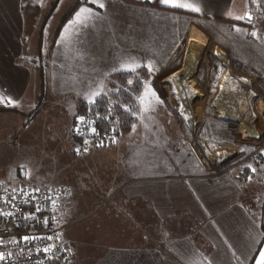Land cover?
<instances>
[{
	"label": "crops",
	"instance_id": "crops-1",
	"mask_svg": "<svg viewBox=\"0 0 264 264\" xmlns=\"http://www.w3.org/2000/svg\"><path fill=\"white\" fill-rule=\"evenodd\" d=\"M188 2L201 10L171 8L160 0L79 4L52 49L66 76L63 90L89 103L93 92L105 93L112 75L128 72L121 67L131 66L149 77L138 98L140 112L145 99L170 112L176 100L198 95L209 99L212 87L214 97L227 84L253 86L256 76L247 73L241 61L250 53L246 47L262 48L258 37L244 32L250 21L235 19L248 13L243 1ZM82 8L91 9V14L81 13ZM28 9L23 0H0V97H10L19 113L36 103L29 94L31 67L41 65L23 55ZM203 51L200 57L197 53ZM259 74L264 84V73ZM146 86L155 97L145 95ZM166 130L155 124L142 128L138 121L131 131L138 135L119 136L113 144L79 159L74 156L86 163L84 171L72 175L85 182L86 210L69 220L73 207L68 200L59 202L61 232L74 230L63 237L69 264H257L264 251V180L241 178L238 167L207 178L197 146L189 141L168 143ZM75 143L73 139L72 153ZM200 148L209 159L248 161L236 157L240 152L231 157L211 142L200 143Z\"/></svg>",
	"mask_w": 264,
	"mask_h": 264
},
{
	"label": "rangeland",
	"instance_id": "rangeland-1",
	"mask_svg": "<svg viewBox=\"0 0 264 264\" xmlns=\"http://www.w3.org/2000/svg\"><path fill=\"white\" fill-rule=\"evenodd\" d=\"M241 1L252 17L250 28L244 32L251 36L252 32H256L257 35L253 37L260 39V42L255 41L262 48H251L249 44L246 48L250 53L241 61L247 68L245 71H253L256 76L253 86L227 84L223 86L220 95L214 97L216 91L212 87L209 99L198 95L193 99L176 100L171 113L152 100H141L137 122L142 128L145 124L167 126L165 141L178 145L190 142L184 124V113L189 109L198 122L201 143L211 142L229 152V155L240 152L236 155L238 159H247L261 148L264 139V84L259 73H264V0H236V3ZM83 3L86 0H23V5L31 6V9L25 11L23 55L41 63L37 68L31 67L29 94L35 95L36 103L22 108L23 113L0 112V182L8 183L10 179L12 181L21 177L42 186L65 187L69 191L63 200H68V204L73 207L69 220L86 210V198L83 196L85 182L72 177L80 169L84 171L86 165L85 161H76L72 153L75 116L81 101L76 95L63 90L66 87L63 85L66 76L62 75L52 49L64 22ZM239 47L242 53L245 48L242 45ZM210 50L197 54L201 57V54H208ZM198 57H191L190 61L194 62ZM111 91L108 87L105 93ZM30 112L32 115L28 117ZM132 132L127 138L138 135ZM147 135L153 138L158 133ZM260 153L264 156V150ZM246 162L251 164V161ZM21 166L29 178L21 175ZM71 231L74 234L72 228L60 232L63 244V237H67ZM65 264H69L68 260Z\"/></svg>",
	"mask_w": 264,
	"mask_h": 264
},
{
	"label": "built area",
	"instance_id": "built-area-1",
	"mask_svg": "<svg viewBox=\"0 0 264 264\" xmlns=\"http://www.w3.org/2000/svg\"><path fill=\"white\" fill-rule=\"evenodd\" d=\"M184 113V124L186 130L190 136V143L197 146L201 155H203L206 161V174L207 178H217L222 177L236 169L242 163L236 162H226L223 160L209 159L203 153L200 148V133L198 129V122L195 120V117L187 109ZM85 117V122L81 123L80 121L75 120V135L77 137V142L73 146V154L75 157L80 158L88 155L96 148H101L110 144H113L117 139V135L114 132L102 133L99 132L97 124L94 118L89 115H81ZM95 127L97 129L98 135H93L90 132V129ZM77 128L80 129V132H77ZM88 140L89 143L85 144L84 141ZM263 145L260 149L256 150L255 153L250 155L246 160L251 158L254 154L260 153L264 150V139H262ZM103 146H99V145ZM79 148L80 154H77L76 149ZM87 149V151H84ZM6 187L8 189L7 193H2L4 195H9L11 198V189L12 188H22L25 191H31L35 187L41 188V194H46L48 189L52 190L53 198L57 199L56 206L53 208L49 203L44 202L41 206L43 211L40 213H35V208L33 205L36 201H33L31 204L22 205L21 200L30 199V197L18 194L16 200L12 204H3L0 203V209L4 211L14 212V216H0V252H3L4 259L0 260V264H65L67 261V248L61 242L60 239V219L58 213L59 202L65 197L66 192L63 188H53L49 186H42L29 181L24 180L21 177L15 178L14 180H9V182H4L0 184V188ZM15 205L13 207L12 205ZM25 213H35L37 219L34 220H24L23 215ZM49 218L47 228L44 227V217ZM37 236V237H47L51 235L52 240L46 238L31 240L25 242L21 239L22 236ZM16 241V242H13ZM50 245H55L51 252L45 253L44 248L49 247ZM9 253L11 255H9Z\"/></svg>",
	"mask_w": 264,
	"mask_h": 264
},
{
	"label": "trees",
	"instance_id": "trees-1",
	"mask_svg": "<svg viewBox=\"0 0 264 264\" xmlns=\"http://www.w3.org/2000/svg\"><path fill=\"white\" fill-rule=\"evenodd\" d=\"M209 61H214L212 56L209 57ZM148 78L145 70L120 72L112 75L109 81V87L112 91L96 98L95 104L80 102L75 119L81 115H89L95 119L99 132H114L117 137L129 134L132 131V125L137 123L138 98ZM128 80H132L133 83L129 85ZM125 108L130 109V111L125 112ZM0 112L17 111L12 105L0 104ZM133 112L135 115L132 114ZM31 115V112L27 114L28 117ZM74 141L77 142L76 135H74ZM248 161H251V164L246 162L238 167L239 177H259L264 180V156L261 153H256ZM249 165L256 171L253 172L252 168L248 167ZM260 227L264 235V201Z\"/></svg>",
	"mask_w": 264,
	"mask_h": 264
},
{
	"label": "snow or ice",
	"instance_id": "snow-or-ice-1",
	"mask_svg": "<svg viewBox=\"0 0 264 264\" xmlns=\"http://www.w3.org/2000/svg\"><path fill=\"white\" fill-rule=\"evenodd\" d=\"M93 3H97V0H93ZM160 3L161 4H164L165 6H168V7H171V8H179V9H185V10H190V11H193V12H199L201 9L199 7H197L194 3H191V2H188V0H160ZM104 3L103 2H99L98 3V7L99 8H104ZM91 9H88V8H82L80 10L81 13H89L91 14ZM77 16L79 17L80 16V13L77 14ZM247 18L249 21L252 19L251 17V14L250 13H245L244 16H238V17H235V19H245ZM237 32H240L241 29L239 28H236L235 29ZM252 35L253 36H256L257 33L256 32H252ZM120 71H128V72H134L135 71V68L134 67H131V66H125V67H121L120 68ZM148 71L151 72L152 71V68L151 67H148ZM129 85H131L133 83L132 80H128L127 82ZM117 91H119V89H116ZM102 93L101 91H95L92 93V98L89 99V103H92V104H95L96 103V98L101 96ZM151 95L153 97L156 96V93L154 91H152L150 88H147L146 86V92H145V95ZM143 99V98H141ZM0 103H4L6 105H13L14 104V101L9 97V98H3V97H0ZM125 112H128L130 111V109L128 108H125L124 109ZM133 115H135V113L133 112L132 113ZM77 120L80 121L81 123H84L85 122V117L83 116H78L77 117ZM135 128H136V125L133 124L132 125V129L133 131H135ZM77 132L79 133L80 132V129L77 128ZM90 132L91 134L93 135H98L97 133V129L95 127H92L90 129ZM85 144L89 143L88 140H85L84 141ZM99 146H103L102 143L101 145ZM80 149L77 148L76 149V152L77 154H80ZM84 151H87V149H84ZM249 168H252L251 165L248 166ZM252 171L255 172L256 169L255 168H252ZM21 175L25 176V178H29V174L26 173L23 169V166H21ZM3 182H0V184H2ZM8 192V189L6 187L4 188H0V203H3L5 205L7 204H12V202L14 200H16L17 198V195L18 194H22L24 196H27V197H30V199H25V200H21V204L22 205H28V204H31L33 201H36V203L33 205V207L35 208V213H40L43 211V208H42V204L44 202H47L49 203L53 208H55L56 206V202H57V199H54L53 198V193H52V190L51 189H48L47 190V193L46 194H41V188L40 187H35L33 188L31 191H25L24 189L20 188H12L11 189V198H9V195H4L2 193H7ZM13 207H15V205L13 204L12 205ZM35 213H25L23 215V219L24 220H34V219H37V217L35 216ZM15 213L14 212H10V211H4L3 209H0V216H4V217H8V216H14ZM48 222H49V218L47 216L44 217V227L47 228L48 226ZM43 238H46L48 240H52L53 237L51 235L47 236V237H37V236H28V235H24L21 237V239L25 242H29L31 240H36V239H43ZM13 242H16V241H13ZM55 247V245H50L49 247H46L43 249V251L45 253H49L52 251V249ZM4 253L3 252H0V260H3L4 259ZM9 255H11L9 253ZM257 264H264V251H261L260 254H259V258L257 260Z\"/></svg>",
	"mask_w": 264,
	"mask_h": 264
},
{
	"label": "bare ground",
	"instance_id": "bare-ground-1",
	"mask_svg": "<svg viewBox=\"0 0 264 264\" xmlns=\"http://www.w3.org/2000/svg\"><path fill=\"white\" fill-rule=\"evenodd\" d=\"M191 87V84H186V88L189 89ZM220 117V116H219ZM218 117V118H219Z\"/></svg>",
	"mask_w": 264,
	"mask_h": 264
}]
</instances>
